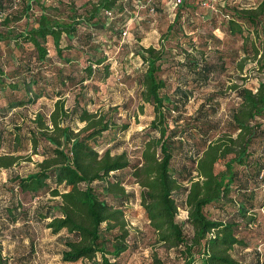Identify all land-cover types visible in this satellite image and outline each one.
I'll return each instance as SVG.
<instances>
[{"label":"trees","instance_id":"16d2710c","mask_svg":"<svg viewBox=\"0 0 264 264\" xmlns=\"http://www.w3.org/2000/svg\"><path fill=\"white\" fill-rule=\"evenodd\" d=\"M4 1L0 0V16ZM7 1L16 9L22 0L14 6ZM34 1L24 0L21 12L33 17L29 28L11 35L8 15L0 20L5 30L0 31V44L6 48L0 51V98L7 99L0 105V117L40 99L50 102L49 109L32 116L26 111L12 114L10 129L0 137L6 144L0 170L33 164V172L10 180L11 191L33 199L47 195L49 202L36 204L31 212L16 203L5 210L10 223L20 216L44 222L51 236L60 237L61 264H128L123 257L134 246L128 242L124 213L131 204L124 188L126 175L137 187L140 212L154 243L174 251L181 264H262L257 248L254 257L242 253L255 237L260 221L256 212L264 210V0L251 8L234 6L232 0H181L172 5L174 14L156 38L157 47L134 49L142 68L135 78L139 103L133 118L143 115L144 107L149 109L134 161L125 152L110 154L95 147L103 133L126 129L116 126L115 107L87 109L84 85L94 76L101 82L107 78L104 57L89 56L77 79L69 66L76 57L64 53L74 40L79 49L91 51V36L79 35V25L96 28L122 0L89 1L82 15L69 7L67 21H58L49 8L37 15L32 11ZM143 1L135 0L134 5L140 7ZM218 11L221 22L213 23L212 33L240 42L233 71L242 74L250 62L257 79L253 88L229 86L235 102L224 122L210 121L216 111L202 102L194 117L182 124L192 92L226 69L221 54L212 59L206 54L210 45L222 44L221 35L211 42L196 33L200 24L214 22L212 13ZM135 19L139 18L134 13ZM23 45L32 52H23ZM167 61L182 71L170 92L163 78ZM70 93L73 102L67 107ZM262 239L258 244H264ZM0 264H7L1 255ZM148 264L162 262L153 255Z\"/></svg>","mask_w":264,"mask_h":264},{"label":"rangeland","instance_id":"374dc122","mask_svg":"<svg viewBox=\"0 0 264 264\" xmlns=\"http://www.w3.org/2000/svg\"><path fill=\"white\" fill-rule=\"evenodd\" d=\"M89 1L93 2L94 0H35L32 3V11L38 15L43 9L49 8V13L58 21H67L71 16L68 10L69 7L76 12V15H82L85 8H88L85 4ZM134 1L122 0L121 3L117 2L112 16L101 19L100 25H97L96 28L79 25V35L87 33L91 36L90 44L93 46L91 51L79 49L77 41L74 40L70 42L72 47L64 52L68 56L76 57V60L69 66H73L72 70L75 71L74 76L77 79L80 77L78 70L87 64L89 56L93 59L104 57V64L108 65L107 78L101 82L97 76H94L84 85L86 86L84 90V93H86L85 98L89 101L87 102V109L94 112L98 109L107 111L115 107L118 111L115 124L116 126L126 125V129L122 132L121 130L111 129L103 133L95 147L99 152L108 149L110 154L125 152L130 161L136 160L138 156V150L135 147L144 137L145 126L149 121V109L147 107H144L143 115H137L133 118L136 106L139 103L135 78L142 68L139 58L133 52L137 46L147 47L153 45L157 47L156 38L170 23L175 11L172 8V0H145L140 7L134 5ZM259 1L232 0V3L234 6L251 8ZM152 2L154 5H151ZM24 3V0H22L14 9L10 6L9 1L5 0L1 8L0 20L4 15H8L11 21L8 30L12 31L11 35L19 33L24 27L29 28L31 26L33 17L21 13ZM134 13L138 15L139 19L132 20ZM219 13V11L212 13L214 22L211 23L207 20L204 24H200V28L196 29V33L201 36L207 35L212 40L211 42L217 40L221 34L212 33V28L215 26L214 24L218 26L221 22ZM16 18L19 19L15 21ZM123 30H126L125 37L120 34ZM0 31L5 32L4 26H0ZM219 40L222 44L210 45V48L206 50V54L208 59L221 54L225 60L226 69L223 73L214 74L204 87L192 92L181 116L182 124L194 117V113L202 102L208 103L205 108L212 106L216 111L210 121L220 120L224 122L226 120L225 116L228 115L229 109L235 102L234 92L229 90V86L235 83L253 88L255 84L257 74L254 70H251L253 64L250 62L245 64L242 74H237L232 69L239 58L237 51L240 42L236 39L230 40L224 35H221ZM65 44L66 42L61 43V45ZM22 49L26 53L32 52L28 45H23ZM4 50H6L5 44H0V51ZM49 64H51V61ZM163 68L165 70L163 78L167 80L170 92L171 86L176 82V78L181 76L182 71H179L176 67L174 68L173 61L164 63ZM239 77L243 78L244 81H240ZM6 101L7 99L0 98V105H5ZM72 102L73 98L70 93L66 95L65 105L70 107ZM49 104V101L40 99L33 106H28L25 109H14L9 112L6 118L1 119L0 117V137L5 136L7 128L10 129L11 121L9 119L13 117L12 114L19 113L23 115V112L26 111V116H32L39 109L47 111L49 109L47 105ZM5 145L4 141H0V153L4 151ZM31 158L33 160L38 159L37 157ZM176 159L177 162L180 161V157H176ZM33 171L34 167L31 163H20L7 170H0V255L7 261V264H61L59 253L62 245L60 237L51 236L48 230L45 229L44 222H35L30 216H20V219L18 218L15 223H10L12 219L5 211L7 208L15 206L16 203H20L22 204L21 208H29V212H31L36 204H47L49 202L47 195H41L33 199L28 195L11 191L12 181L10 180L14 176H24ZM124 188L130 194L131 199V204L124 207V213L129 229L128 242L134 248L125 253L123 260L125 259L128 264H148L154 255L162 264H181L174 251L164 250L154 243V235L144 223L140 212L137 187L126 175L124 176ZM51 204L54 205V202ZM256 214L259 215L260 221L255 230V237L252 236L253 239L249 242V250L242 253V255H245L246 258L254 257V250L257 248L262 264H264V244H258L264 238V210L258 211ZM183 216V212L179 213V219H182ZM184 231L189 233L187 227H184ZM127 254L129 255L126 256Z\"/></svg>","mask_w":264,"mask_h":264},{"label":"built area","instance_id":"2783aa9c","mask_svg":"<svg viewBox=\"0 0 264 264\" xmlns=\"http://www.w3.org/2000/svg\"><path fill=\"white\" fill-rule=\"evenodd\" d=\"M17 1H18V0H12V5L14 6L15 3H16ZM180 1H181V0H172V4H173V5H177V4L180 3ZM106 15L109 16V12H107ZM125 35H126V30H123V31L121 32V36H122V37H125Z\"/></svg>","mask_w":264,"mask_h":264}]
</instances>
